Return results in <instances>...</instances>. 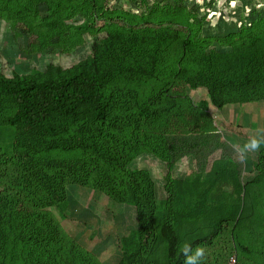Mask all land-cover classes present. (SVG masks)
<instances>
[{
  "label": "trees",
  "instance_id": "trees-1",
  "mask_svg": "<svg viewBox=\"0 0 264 264\" xmlns=\"http://www.w3.org/2000/svg\"><path fill=\"white\" fill-rule=\"evenodd\" d=\"M113 1L0 0L27 53L97 37L69 66L0 73V264H102L61 225L78 222L70 185L110 200L104 222L132 209L113 264H183L184 242L206 247L205 264H264V147L240 168L226 131L257 129L210 110L264 101V17L202 37L183 0ZM148 160L165 164L162 200ZM185 160L190 174L173 176Z\"/></svg>",
  "mask_w": 264,
  "mask_h": 264
},
{
  "label": "rangeland",
  "instance_id": "rangeland-1",
  "mask_svg": "<svg viewBox=\"0 0 264 264\" xmlns=\"http://www.w3.org/2000/svg\"><path fill=\"white\" fill-rule=\"evenodd\" d=\"M126 1L114 0L111 4L113 7L126 6ZM189 2L183 0L184 4L193 7L195 11L197 10L198 19L201 20L203 25L201 30L202 37L224 36L238 31L243 24L249 25L253 18L264 17V0H248V5L242 8L237 7L240 6L238 1H233L234 6L237 7L236 9L228 7L224 0H217L215 6L211 9L207 6L206 1ZM39 11L41 15L45 16L47 14L46 5L43 3L39 4ZM76 20H80L79 17ZM22 29L19 26L14 28L8 22L0 20V73L7 76L12 71L31 74L44 69L46 64L52 62L69 66L89 52L93 41L97 40V37L85 34L83 36L84 43L67 53L53 49L41 53H27V35ZM101 36L99 35L98 37ZM214 47L221 51L228 50L226 46L215 45ZM196 95L200 98H206L205 89H199ZM241 108L243 109L244 107L237 105L233 108L227 107L222 110H216L211 107L210 110L214 122L222 121L224 124L231 122L243 127L244 124L240 117ZM226 132L227 134L224 137L228 139V142L237 140L236 143H243L246 140L234 132H228V130ZM230 147L232 149L229 152L230 155L242 168L243 162L238 159L233 147L231 145ZM141 167L149 170L156 184L157 196L159 200H162L165 197L162 189L166 174L165 164L160 161L148 160L141 164ZM190 167V164L185 160L174 168L172 175L175 177L186 176L190 174ZM221 189L223 188L219 186L213 193L216 194ZM68 192L69 216L71 219L78 220V222L74 226L65 224L67 222L60 220L62 227H64L63 229L85 249L94 253L102 264H113V259L117 253V241L126 236L133 227V222L130 219L126 220L130 216L132 209L128 206H122L111 223L104 222L108 218L107 213L111 206L110 200L105 195L97 192L89 194L82 188L73 185L68 186ZM227 264H233L231 259H229Z\"/></svg>",
  "mask_w": 264,
  "mask_h": 264
},
{
  "label": "clouds",
  "instance_id": "clouds-1",
  "mask_svg": "<svg viewBox=\"0 0 264 264\" xmlns=\"http://www.w3.org/2000/svg\"><path fill=\"white\" fill-rule=\"evenodd\" d=\"M264 147V129H257L252 135L238 145H233V149L240 161H245L250 154L258 153ZM207 249L203 245L193 246L190 242L180 245V255L184 257L183 264H205Z\"/></svg>",
  "mask_w": 264,
  "mask_h": 264
},
{
  "label": "crops",
  "instance_id": "crops-1",
  "mask_svg": "<svg viewBox=\"0 0 264 264\" xmlns=\"http://www.w3.org/2000/svg\"><path fill=\"white\" fill-rule=\"evenodd\" d=\"M188 2H202L206 1L207 6L211 9L213 6H215V2L217 0H187ZM233 1H238V4L240 6L237 7H246L248 5V0H224L225 4L229 7H234L233 9H236L237 7L234 6ZM189 2V3H190ZM262 103V104H261ZM244 108L240 110V117L243 121V124L245 127L253 128V129H264V101L260 103H250L243 106ZM235 112V110H233ZM235 115V113H234Z\"/></svg>",
  "mask_w": 264,
  "mask_h": 264
},
{
  "label": "built area",
  "instance_id": "built-area-1",
  "mask_svg": "<svg viewBox=\"0 0 264 264\" xmlns=\"http://www.w3.org/2000/svg\"><path fill=\"white\" fill-rule=\"evenodd\" d=\"M231 261L233 262V259H231Z\"/></svg>",
  "mask_w": 264,
  "mask_h": 264
}]
</instances>
